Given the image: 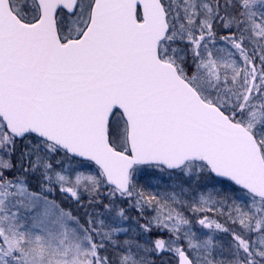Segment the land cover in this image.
I'll list each match as a JSON object with an SVG mask.
<instances>
[{
    "label": "snow or ice",
    "instance_id": "6c2138e0",
    "mask_svg": "<svg viewBox=\"0 0 264 264\" xmlns=\"http://www.w3.org/2000/svg\"><path fill=\"white\" fill-rule=\"evenodd\" d=\"M0 264H264V0H0Z\"/></svg>",
    "mask_w": 264,
    "mask_h": 264
}]
</instances>
